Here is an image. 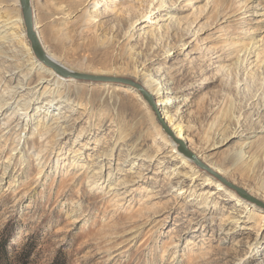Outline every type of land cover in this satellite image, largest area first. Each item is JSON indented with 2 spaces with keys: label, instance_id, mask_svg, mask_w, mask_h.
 Here are the masks:
<instances>
[{
  "label": "rangeland",
  "instance_id": "1",
  "mask_svg": "<svg viewBox=\"0 0 264 264\" xmlns=\"http://www.w3.org/2000/svg\"><path fill=\"white\" fill-rule=\"evenodd\" d=\"M14 2L4 3L13 9ZM31 4L37 17L47 14L37 20L41 32L55 22L62 36L76 44L92 36L90 32L78 36L84 17L96 16L100 32L111 34L116 42L93 45L104 56L98 58L107 59V67L98 64L100 73L86 74L123 77L143 85L125 70L126 37L133 30L130 46L138 71L166 80L170 87L152 95L154 101L178 96L164 106L174 105L172 114L179 109L175 117L192 126L187 146L211 176L203 184L200 177L176 176L179 159L168 155L156 130L159 125L170 137L171 124L129 84L102 86L101 81L79 79L78 97L83 101L54 99L48 115L45 105L51 100L43 90L52 82L18 86L8 96L10 106L0 110V264H264V219L261 223L247 219L248 210L215 178L220 175L217 167L229 169L222 177L244 189L254 200L247 204L264 214L257 203H264V197L256 192L264 172V0H31ZM23 25L26 35L15 28L11 32L33 50ZM79 58L87 60L84 52ZM6 62L0 56L1 85L9 82L15 87L19 74ZM118 84L128 91H116ZM103 92L116 94V118L93 109L85 97ZM19 100L26 106L19 107ZM18 108L17 125L12 112ZM56 113L66 132L51 141L52 133L43 134L42 124ZM122 117L135 124L136 134H142L148 145L160 149L158 159L128 154L117 141ZM212 122L224 133L216 129L207 141ZM47 141L51 142L45 146ZM244 141L261 159L254 174L246 168L237 170L241 164L235 153ZM79 150L80 165H73L72 156ZM103 150L106 154L98 158ZM39 153L43 157L37 158ZM96 168L97 178L86 180ZM124 170H130L127 175L137 182L111 190ZM231 211L239 213L237 227L226 220Z\"/></svg>",
  "mask_w": 264,
  "mask_h": 264
},
{
  "label": "bare ground",
  "instance_id": "2",
  "mask_svg": "<svg viewBox=\"0 0 264 264\" xmlns=\"http://www.w3.org/2000/svg\"><path fill=\"white\" fill-rule=\"evenodd\" d=\"M4 2L5 0H0V56L3 59L7 60L8 64L14 65V68L17 69V72L19 74V79L16 81L15 87H13L9 82H7L6 85L3 87L0 81V98L4 100L0 102V110L10 106L9 105L10 99L8 98V96H10L9 95L10 93L14 94L16 92L15 88L21 85H25V84L32 86L34 83H37V86L39 87V86H42L43 80L52 82V85L49 86L50 89L46 88L45 90H43L44 93L46 92L49 94L48 95L49 99L47 100H51V103H50L51 106L45 105L44 112H46L47 115L49 114V110L52 107V103L54 99H59V98L65 99L69 101V103H72V102L75 103L77 100L78 101L80 100L82 102L83 99L81 100L78 97L79 89L77 88V83L79 82V79L81 80L84 78H78L74 74L81 73V72L100 73L97 71L96 66L99 64L101 65V67H105L106 66L105 62L107 59L106 58L99 59L98 56H102V57L104 56L100 55V52L98 51V49H95L93 45L96 44L99 46H105V45L112 44L116 42L115 37L109 33L100 32L99 24L95 23L96 16H93L90 14L84 17V21H83L84 27L81 30V32L78 34V36L79 38H82L84 35V32H90L92 33V36L89 37V39L86 42H82L81 44L80 43L76 44V41L73 39H70L69 36L68 37L62 36L61 29L60 27L56 25L55 22L54 23L51 22L50 24L45 26V28L43 29V32H41L39 30L40 23L37 20H43V16L46 18L47 14L41 12L38 14V17H37L35 11L33 10V17L36 18V21H34L35 31L40 40L45 57L47 58L49 62V64H47L41 56H39L35 51L33 52V50H31L30 47H27L25 43L17 41L18 35H15L13 31L11 32V29L15 28L19 30L20 33H23L24 35H26L25 31H23V26H24L23 24H25L24 17L22 15L23 13L20 12L19 8H16L17 6H19L17 0H15L14 2L15 7L13 9L9 8L8 5H5L6 3ZM54 9L58 13L64 14L63 10L59 6H56V8L54 7ZM134 34L135 33L132 30L128 32L127 37H126L128 41H127V46H126L127 63L125 66V70L129 71V73L132 76L137 75L138 78L141 79V83H143L144 85L142 86L149 92L151 96L160 95L163 91L169 90L170 87L166 85L167 83L166 80H162L160 78L154 79L150 73H147V72L140 73L138 71V66L135 63L136 62L135 56H134L135 51L130 46V42L134 39ZM68 39H70V42H69L70 44H68ZM71 41H74V42L71 43ZM5 44H8V45L5 46ZM80 52H84V55L87 57V60L85 58L84 59L79 58ZM78 58L81 60H78ZM261 62H262L261 66H264V62L262 60ZM55 65H58L64 68L66 71H68V73L64 74V73L58 72L55 68ZM59 75L64 76L65 78H61ZM85 80H88V79H85ZM95 82L98 83L99 81H95ZM101 83L103 84L102 86H106L108 83H111V81H101ZM124 84L115 85L114 89L116 91H121V90L128 91V88L125 87ZM93 86H96V84H93ZM71 88H73V90ZM105 92H103L99 96L95 95L96 97L93 96V94L89 97L87 96L85 97L87 100H89L90 106L94 107L93 109L98 107L100 111H103L109 114L111 113L112 116L116 118L115 115H117V113H115V111H116V104H117V99H116L117 96L116 94L110 95L109 93H105ZM140 93L142 94L141 91ZM133 95H135L136 97L141 96L138 92H133ZM172 99H178V96L176 94H173V98L172 96H169V95H166L165 97H160L158 101L156 102L154 101L156 104V108H154L150 104L149 101H147L146 99L145 100L149 102L152 109L156 112L158 116H164V118L168 119L169 124H171L172 136L170 137L163 134L162 129L161 127H159V125H156V130L158 131L159 134H161L162 140L164 141L165 148L168 146L167 148L169 150L168 155L171 156V158L179 159V163L177 167L178 170H177L176 176L178 178H186V179L190 178L191 180L199 179L200 177L202 184L207 183L209 179L208 176L209 175L211 176L210 170H204L203 168H201V165L200 166L198 165L199 167H197L195 165L196 161L194 162L192 158L188 157L187 155L182 153L180 150V142L184 141L186 143L189 137V133L192 130V126L189 124L182 123L179 117L178 118L177 116L175 117L179 109H176L175 112L172 114L174 105L164 106V104L168 103ZM97 102L99 103L98 106H97ZM18 106L25 107L26 102L21 103L20 101L18 102ZM159 110L161 111L159 112ZM19 111L20 109L18 108L17 110L12 112L13 113L12 119L16 118L17 125L21 119V117H19L21 114L19 113ZM118 113L120 112L118 111ZM57 114L58 113H56V115L52 117L51 122L44 121L42 124L43 134H46L48 132L52 133L51 141L55 140L56 138H58L59 136H61L63 133L66 132V128H65L66 126H63L64 124L61 121L62 117ZM66 116H68V113H66ZM102 117H103V114H102ZM102 117L97 118L99 123H102L103 121ZM93 118H94V115H92V120ZM149 118L152 122L155 121L152 115ZM11 120H9L7 124H10ZM160 123L164 127L165 123L161 119H160ZM26 125H28V123ZM216 129L218 130V133H220L218 126H216V124L213 122L210 123L208 125L207 131L204 137L205 140L209 141L211 139L212 132H216L217 131ZM143 132H144L143 130L140 131V133H143ZM144 133H148V132H144ZM223 133L224 131L222 132V134L221 133L220 134L223 135ZM22 134L23 132L20 133V137L22 136ZM117 138H118L117 141L122 142V146L126 149L129 155H135V157L144 155L145 159L149 161L156 160L159 157L160 149H157V147L148 145L146 141L144 140L145 138L142 136V134H136L135 124L129 122V118L122 117L119 119ZM51 141H47L45 146H48ZM44 150H46V148H43L42 151ZM81 152L82 151L79 150L77 153H75L72 156L74 158L73 165H76V164L80 165L79 160L82 158V156H79V155L81 154ZM105 154H106V150H103L100 153L98 152V158L104 156ZM40 156L42 155L39 153L37 155V158ZM235 156L237 160L239 161V163L241 164V167L239 168L236 167L237 170L241 171L240 169L243 170V168L244 169L246 168V169H249V172L252 174L255 173L257 165L259 161L261 160L260 157L257 155V153L253 151L252 144L246 141H244L240 145L238 151L235 153ZM263 156H264V147H263ZM133 163H135V160L133 161ZM92 171H90L92 173L87 174L86 180H90L91 178H97L98 174L100 173L99 168L93 169ZM217 171L220 174V175H217V174L215 175L216 176L215 178L217 180V185H219L220 188L222 186L225 190H227L230 196L237 200V204L243 205L244 209L248 210L249 214H248L247 219L249 220L254 219L255 221H257V223H261V221L264 219V214L261 212H257L253 208V206H249L247 204V202L253 203L254 200L250 198H245L244 196H242L235 188L227 184L228 180L222 177V175H225L228 173L229 169L217 167ZM129 172L130 170H124L123 171L124 175H121L120 177H118L117 182L110 185V189L111 190L113 189L124 190L128 186L135 185V183L137 182V179L135 176L127 175L129 174ZM258 181L260 185L258 189L256 190V192L264 197V172L262 175H260V177L258 178ZM132 190L133 189L131 188V191ZM131 191L128 193H125L127 195H124V194L121 195L120 199H123L126 196H130ZM152 198L153 196L151 197V199ZM226 220L229 223H231V225H234L235 227H237V223L239 221V213L237 212V215H236L235 211L229 212V215L227 216ZM230 230H232V228Z\"/></svg>",
  "mask_w": 264,
  "mask_h": 264
},
{
  "label": "water",
  "instance_id": "3",
  "mask_svg": "<svg viewBox=\"0 0 264 264\" xmlns=\"http://www.w3.org/2000/svg\"><path fill=\"white\" fill-rule=\"evenodd\" d=\"M19 1L21 4V7H22V13H23V17H24V21H25V25H26L27 36L31 41L32 48L39 56H41L45 60V62L47 64H49L47 58L45 57V54H44V51L42 49L40 40H39L37 33L35 31V23H34L31 0H19ZM55 68L58 72H61L64 74L68 73V71H66L64 68H62L58 65H55ZM74 75L78 78H84V79L94 80V81H111V82H120V83L130 84V85L138 88L142 92L145 99L147 101H149L150 104L154 108H156V104L154 102V99L149 94V92L141 84H139V83H137L131 79L123 78V77L107 76V75H92V74H86V73H75ZM157 113H158V111H157ZM164 127L167 129L165 124H164ZM180 150L182 153H184L185 155H187L188 157H190L194 161H196V163L202 165V163L200 162V160L198 159L196 154L189 149V147L187 146V144L184 141L180 142ZM207 170H209V168H207ZM227 184L229 186L235 188L245 198L253 199L251 196L247 195V193L242 188L235 186L233 183H231L229 181H227ZM257 203L264 207L263 202L258 201Z\"/></svg>",
  "mask_w": 264,
  "mask_h": 264
}]
</instances>
